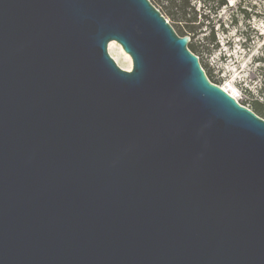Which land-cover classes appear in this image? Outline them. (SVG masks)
I'll list each match as a JSON object with an SVG mask.
<instances>
[{
  "label": "water",
  "instance_id": "water-1",
  "mask_svg": "<svg viewBox=\"0 0 264 264\" xmlns=\"http://www.w3.org/2000/svg\"><path fill=\"white\" fill-rule=\"evenodd\" d=\"M190 42L150 0H0V264H264V119Z\"/></svg>",
  "mask_w": 264,
  "mask_h": 264
},
{
  "label": "rangeland",
  "instance_id": "rangeland-1",
  "mask_svg": "<svg viewBox=\"0 0 264 264\" xmlns=\"http://www.w3.org/2000/svg\"><path fill=\"white\" fill-rule=\"evenodd\" d=\"M193 4L200 14L206 7L212 10L210 14L206 11L209 18L202 29L204 34L195 41L198 46H205V37L214 28L215 42L210 52L198 55L202 66L213 74L212 82L251 109L255 99L262 100L264 68L260 59L264 56V0H228L224 6L218 5L217 0L211 1L210 5L197 0ZM163 15L174 28L179 27L165 12ZM200 20L204 22L203 18ZM112 43L115 46L111 50ZM112 43L109 44V54L119 67L127 70L130 56L118 43Z\"/></svg>",
  "mask_w": 264,
  "mask_h": 264
},
{
  "label": "trees",
  "instance_id": "trees-1",
  "mask_svg": "<svg viewBox=\"0 0 264 264\" xmlns=\"http://www.w3.org/2000/svg\"><path fill=\"white\" fill-rule=\"evenodd\" d=\"M152 4L163 14L164 12L168 15L170 19L176 22L179 27L174 28L177 34L181 37L189 36L191 42L188 45L189 50L195 54L210 52V47L213 46L215 42V32L214 28L211 29L210 35L206 36L205 46H198L195 41L199 38L200 35L204 34L203 28L205 22H208V14L212 12L208 7L204 10L202 14L199 13L197 8L193 6L194 1L197 0H150ZM203 1L204 5H210L211 1L215 0H199ZM218 5L224 6L227 5L228 0H217ZM164 16V15H163ZM165 17V16H164ZM204 19V22L200 20ZM260 63L263 64L264 68V56L260 59ZM202 65V64H201ZM203 67V66H202ZM204 68V67H203ZM207 68L205 67L204 70ZM208 78L212 82L213 74L211 72H206ZM217 84L216 82H212ZM261 98L262 100L255 99L252 102L251 110L260 118L264 119V69L262 71V89H261Z\"/></svg>",
  "mask_w": 264,
  "mask_h": 264
},
{
  "label": "bare ground",
  "instance_id": "bare-ground-1",
  "mask_svg": "<svg viewBox=\"0 0 264 264\" xmlns=\"http://www.w3.org/2000/svg\"><path fill=\"white\" fill-rule=\"evenodd\" d=\"M114 46H115V43H112L111 45H110V49L112 50L113 48H114ZM123 52V51H122ZM126 57L128 58V56L126 55ZM114 59V58H113ZM129 59V58H128ZM114 60H116V59H114ZM129 63H130V65H129V68L127 69V70H131V67H132V65H131V60L129 59ZM233 97V96H232Z\"/></svg>",
  "mask_w": 264,
  "mask_h": 264
}]
</instances>
